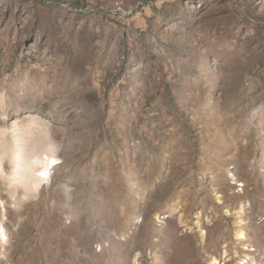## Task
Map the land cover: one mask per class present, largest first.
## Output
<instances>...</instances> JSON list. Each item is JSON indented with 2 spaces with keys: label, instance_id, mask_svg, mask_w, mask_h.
I'll list each match as a JSON object with an SVG mask.
<instances>
[{
  "label": "rangeland",
  "instance_id": "obj_1",
  "mask_svg": "<svg viewBox=\"0 0 264 264\" xmlns=\"http://www.w3.org/2000/svg\"><path fill=\"white\" fill-rule=\"evenodd\" d=\"M0 160V264H264V0H0Z\"/></svg>",
  "mask_w": 264,
  "mask_h": 264
},
{
  "label": "bare ground",
  "instance_id": "obj_2",
  "mask_svg": "<svg viewBox=\"0 0 264 264\" xmlns=\"http://www.w3.org/2000/svg\"><path fill=\"white\" fill-rule=\"evenodd\" d=\"M41 143L42 144L38 143L40 145L35 144L31 148H27L22 140L19 139L15 145L16 148L11 160L13 169L10 179L13 182L15 191H18L19 188L21 189L22 197L35 195L44 187L46 183L50 182V179H53V170L59 163V158L55 154L54 146L51 143ZM0 171H4L1 160ZM3 207V211L5 212L6 207L4 204ZM3 216L5 218V213H3ZM5 230L4 225L0 223V235L2 240H5L4 242L8 239V235ZM237 235L240 238H244L245 232L243 230H239ZM225 255H228L227 250ZM247 262L248 261L244 259L240 262V264H247ZM223 263L215 257L211 264Z\"/></svg>",
  "mask_w": 264,
  "mask_h": 264
}]
</instances>
